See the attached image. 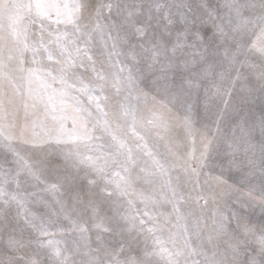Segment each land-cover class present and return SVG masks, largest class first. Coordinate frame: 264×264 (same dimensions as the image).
<instances>
[{
	"label": "snow or ice",
	"instance_id": "1",
	"mask_svg": "<svg viewBox=\"0 0 264 264\" xmlns=\"http://www.w3.org/2000/svg\"><path fill=\"white\" fill-rule=\"evenodd\" d=\"M9 3L0 264H264V147L243 124L224 133L250 95L241 70L264 75V16L241 0H97L75 17L84 0ZM205 26L226 74L205 63ZM105 234L119 243L102 250Z\"/></svg>",
	"mask_w": 264,
	"mask_h": 264
},
{
	"label": "clouds",
	"instance_id": "2",
	"mask_svg": "<svg viewBox=\"0 0 264 264\" xmlns=\"http://www.w3.org/2000/svg\"><path fill=\"white\" fill-rule=\"evenodd\" d=\"M169 4L180 3V0H167ZM221 0H211V3L215 7H219ZM185 4L196 5L198 0H183ZM131 5V4H126ZM155 7V4H153ZM241 10L245 16L260 15L264 16V0H255V6H252V0H241ZM91 4L84 3L83 7H78L71 11L70 17H75L77 14L82 16L90 15ZM69 22H71L69 20ZM131 37L129 43H131ZM216 44V43H215ZM217 55L211 56L205 62L210 63L215 66V71L217 73H227V64L224 62L223 57L220 55L222 46L215 47ZM199 66H197L196 71H199ZM241 71L247 77L246 86L250 92L247 101L242 104L236 112L230 114L224 124V133L226 136H231L233 131L240 127L242 124L251 132V142L257 147H264V75L256 70H249L247 68ZM264 71V70H262ZM199 113V112H198ZM197 113L196 119L200 120L199 114ZM225 161L230 159L227 154L224 157ZM246 172V169L244 170ZM259 212L256 216H259ZM256 216L253 219H256ZM259 220H256L257 227H259ZM110 245L101 244L100 248L102 250H107ZM103 255V253H102Z\"/></svg>",
	"mask_w": 264,
	"mask_h": 264
},
{
	"label": "rangeland",
	"instance_id": "3",
	"mask_svg": "<svg viewBox=\"0 0 264 264\" xmlns=\"http://www.w3.org/2000/svg\"><path fill=\"white\" fill-rule=\"evenodd\" d=\"M140 2V0H113V3H120V4H135ZM145 2H147V0H145ZM214 2V0H213ZM84 3H90L91 5H94L95 3H97V0H84ZM5 13L7 15H11L13 17L18 16V10L15 7L14 4L9 3V6L5 9ZM66 16L70 17L71 16V12L66 13ZM53 19H55V13H53ZM120 20L121 18L119 16H117L115 13H113V15L111 16V21L115 22L117 25L120 24ZM206 39H208L211 47L214 49L216 47L215 41L212 39V29L210 27L205 26L203 28V33H202ZM38 38V36H37ZM199 118L200 120H205L206 118L204 117L203 112H199ZM227 123V122H226ZM4 160V156L2 153H0V162H3ZM102 210L103 211H107V206H102ZM110 215V213H109ZM91 223V221L89 220V224ZM27 235V234H25ZM120 241V237H111L110 235L105 234V238L103 240L99 241V244H106V245H110L111 247H115ZM92 246L96 247L98 241H97V236L95 233L92 234ZM130 244V248L127 249V252L130 254H134V255H139L140 253V249L143 247V242L140 238H136L135 240H128L127 241ZM3 255V249L0 248V257H2ZM45 260L47 259V257H44Z\"/></svg>",
	"mask_w": 264,
	"mask_h": 264
}]
</instances>
